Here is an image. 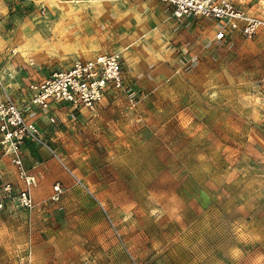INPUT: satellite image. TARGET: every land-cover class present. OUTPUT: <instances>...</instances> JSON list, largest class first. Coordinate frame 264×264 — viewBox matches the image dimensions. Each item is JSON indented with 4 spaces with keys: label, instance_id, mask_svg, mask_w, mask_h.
<instances>
[{
    "label": "rangeland",
    "instance_id": "obj_1",
    "mask_svg": "<svg viewBox=\"0 0 264 264\" xmlns=\"http://www.w3.org/2000/svg\"><path fill=\"white\" fill-rule=\"evenodd\" d=\"M241 1L264 18V0ZM182 26L201 49L177 45L163 86L125 85L135 106L110 90L95 113L31 108L33 76L0 41V94L41 131L23 167L0 148V264H264V31L218 41L212 20Z\"/></svg>",
    "mask_w": 264,
    "mask_h": 264
},
{
    "label": "crops",
    "instance_id": "obj_2",
    "mask_svg": "<svg viewBox=\"0 0 264 264\" xmlns=\"http://www.w3.org/2000/svg\"><path fill=\"white\" fill-rule=\"evenodd\" d=\"M234 1L260 16L241 0ZM42 7L46 15L39 13ZM214 23L213 37L218 28ZM182 25L162 0H0V41L17 44L20 62L33 76L23 91L29 104L30 84L68 70L77 61L114 52H122L124 84L150 94L178 67L173 55L177 45L190 42L195 51L201 49L204 35ZM6 94L24 109L14 92Z\"/></svg>",
    "mask_w": 264,
    "mask_h": 264
},
{
    "label": "built area",
    "instance_id": "obj_3",
    "mask_svg": "<svg viewBox=\"0 0 264 264\" xmlns=\"http://www.w3.org/2000/svg\"><path fill=\"white\" fill-rule=\"evenodd\" d=\"M162 1L172 7L174 18L182 23L194 18L217 22L214 40H227L234 32L251 39L264 31V18L240 8L234 0ZM110 90L126 92L130 103L136 105L137 98L123 81L122 52L77 61L68 70L55 72L45 80L30 84V107L48 111L58 105H65L95 113ZM50 120L54 121V118ZM27 141L40 143L39 125L25 109L19 107L11 95L5 94L0 97V148L11 155L12 163L18 167H23L21 150ZM27 184L30 186L32 181L28 180ZM3 190L10 192V186L6 185ZM22 200L24 204L31 205L30 192L24 191Z\"/></svg>",
    "mask_w": 264,
    "mask_h": 264
}]
</instances>
